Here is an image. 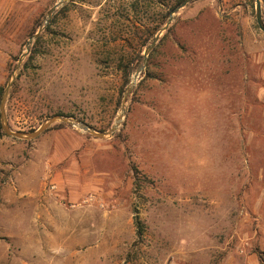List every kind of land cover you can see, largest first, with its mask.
Instances as JSON below:
<instances>
[{
  "label": "rangeland",
  "instance_id": "obj_1",
  "mask_svg": "<svg viewBox=\"0 0 264 264\" xmlns=\"http://www.w3.org/2000/svg\"><path fill=\"white\" fill-rule=\"evenodd\" d=\"M59 1L0 0L1 96L41 29L5 101L11 131H36L62 112L108 132L137 60L143 69L111 136L56 122L19 140L0 126V264H259L264 32L255 0L188 3L145 61L141 32L158 10L125 21L130 0H63L45 24ZM126 65L135 70L124 87Z\"/></svg>",
  "mask_w": 264,
  "mask_h": 264
},
{
  "label": "water",
  "instance_id": "obj_2",
  "mask_svg": "<svg viewBox=\"0 0 264 264\" xmlns=\"http://www.w3.org/2000/svg\"><path fill=\"white\" fill-rule=\"evenodd\" d=\"M194 0H184L178 7H176L170 14L168 17V20L166 21L165 25L159 30L158 34L154 37L153 41L151 42V44L145 49L144 53H143V60L145 61L146 57L148 56V53L152 50L153 46L155 45V43L157 42V39L159 37V35L163 32H165L167 30V28L169 27L170 23L172 22L173 16L182 8H184L188 3L192 2ZM63 3V0H60L54 7H52L48 13H47V17L44 20V23L47 24L48 21L50 20L53 12L59 7L61 6ZM255 20H256V24L257 27L260 31L264 32V25L262 22V18H261V8H260V2L259 0H255ZM41 29H38V31L36 32L35 35H33L27 43L26 49H25V54L19 59L15 70L13 71V73L11 74V77L3 91V94L1 96L0 99V126L1 129L3 131V133L6 136L9 137H13L19 140H33L36 139L40 134H42L48 127H50L52 124L56 123V122H60V123H64V124H68L71 126H74L76 128H78L79 130L89 133L90 135L102 139L108 136H111L115 130L119 127L121 119L123 117L124 114V106L126 103V99L138 77V75L141 73L143 67H139L133 77H132V81L131 83L128 85L127 89H126V94L124 95L123 99H122V103H121V114L118 116V118L115 121V124L111 127V129L108 132L105 133H97L92 131L87 125L85 124H81L79 122H76L74 120H71L69 118H63L60 116H52L50 119H48L46 122H44L36 131H32V132H28V133H23V132H13L10 130V128L8 127L7 121H6V116H5V110H4V106H5V101L6 98L9 94V91L13 85V82L16 78V71L19 69L21 63H22V59L27 55L28 53V47L31 44V42L36 39L38 37V35L40 34Z\"/></svg>",
  "mask_w": 264,
  "mask_h": 264
},
{
  "label": "trees",
  "instance_id": "obj_3",
  "mask_svg": "<svg viewBox=\"0 0 264 264\" xmlns=\"http://www.w3.org/2000/svg\"><path fill=\"white\" fill-rule=\"evenodd\" d=\"M184 0H130L127 3V8L125 9V15L123 16L125 21H129V16H131L130 14H139V13H144L147 14L148 12H150L151 10H158L159 11V16L160 18L155 22V23H151L146 25L145 28H143V32H141V36H140V44L142 48H146L149 44H151V41L153 39L154 34L161 29L166 21L168 20L169 14L176 8L178 7ZM65 8V5L61 8L63 9ZM119 9H116L115 14H113V16H118V11ZM119 14H121L119 12ZM33 23V28L30 32V36L33 35L37 29L39 28L40 25V20L39 19H34L32 21ZM51 21L49 22V24L47 26H50ZM48 29V27H46ZM38 41V39H37ZM156 51V46L153 48V50L150 52V54L148 55V57H150L154 52ZM32 55H34V49L31 52V56L29 57L32 58ZM140 59V58H139ZM142 62V59L137 60L135 63V69L137 67H140V64ZM133 67L129 68V66H125L124 67V72L122 74V78H123V83H124V87L126 86L129 77L131 75V73L133 72V70H135ZM123 93V92H122ZM0 96H1V91H0ZM60 116L63 118H68L71 116H68L62 112H57L54 114V116ZM2 135V132L0 130V136ZM255 253L257 255L259 264H264V253H262L259 250H255Z\"/></svg>",
  "mask_w": 264,
  "mask_h": 264
}]
</instances>
